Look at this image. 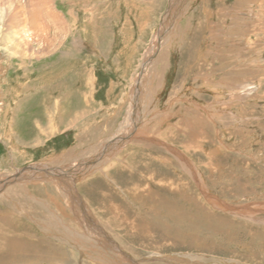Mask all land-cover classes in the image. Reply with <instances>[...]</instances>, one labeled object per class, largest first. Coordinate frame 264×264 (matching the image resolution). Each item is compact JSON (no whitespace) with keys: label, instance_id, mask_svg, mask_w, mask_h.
Returning <instances> with one entry per match:
<instances>
[{"label":"rangeland","instance_id":"rangeland-1","mask_svg":"<svg viewBox=\"0 0 264 264\" xmlns=\"http://www.w3.org/2000/svg\"><path fill=\"white\" fill-rule=\"evenodd\" d=\"M0 11V183L15 178L0 213L32 242L0 264H264V0H0ZM39 165L52 168L12 177Z\"/></svg>","mask_w":264,"mask_h":264},{"label":"bare ground","instance_id":"bare-ground-1","mask_svg":"<svg viewBox=\"0 0 264 264\" xmlns=\"http://www.w3.org/2000/svg\"><path fill=\"white\" fill-rule=\"evenodd\" d=\"M0 13H1V11H0ZM52 16L53 17H56V15L55 14H52ZM53 20H54V18H52ZM263 19V18H262ZM60 20H61V17H59L58 16V19H56V21L57 22H60ZM138 22V21H137ZM174 24V23H173ZM260 27H261V25H260ZM61 29H62V27H61ZM264 29V28H263ZM12 30H14V27L12 26ZM12 30H8V31H12ZM262 31V30H261ZM8 33V32H7ZM171 35V34H170ZM5 37H6V39L8 40V37H7V35L5 34ZM158 37V36H157ZM166 40V39H165ZM158 43L159 42H157L156 44L158 45ZM17 45V44H16ZM8 46H10V45H8ZM8 49H11V48H8ZM154 49V48H153ZM158 50V49H157ZM9 52V51H8ZM64 53V52H63ZM153 55H154V57L157 55V54H154L153 53ZM65 56H68L67 54H65ZM152 56V55H151ZM162 56V55H161ZM153 57V56H152ZM152 57H150V58H148V59H146V62H144L145 63V67L147 66V62L148 61H150V59L152 58ZM152 60H153V58H152ZM163 67V66H162ZM144 69V68H143ZM66 72L68 73V71L66 70V71H64V73L63 74H59V76L60 77H62L63 75H65L66 74ZM84 72V71H83ZM79 74H80V71H79ZM82 77H84V76H82ZM80 75L78 76V78L80 79L79 81H82L83 80V78H82ZM78 81V82H79ZM57 83V82H56ZM80 83H82L84 86H85V90H82V91H79L80 93H82L83 94V96H85L86 97V95L88 94L87 92L90 90V87H91V85H92V79H91V77L89 76L88 77V79L87 80H85V81H83V82H80ZM136 84V83H135ZM55 85V84H54ZM251 86V85H250ZM248 88V87H247ZM87 91V92H86ZM69 92V91H68ZM84 92V93H83ZM70 93V92H69ZM68 93V95L67 96H69L70 94ZM141 93V91L139 92H137L136 94V102L134 103V105H133V112L134 113H136L137 111H138V108H137V106H138V104H137V102H138V100H139V94ZM59 95H61V94H59ZM65 96V95H64ZM88 96V95H87ZM58 98V97H57ZM56 98V99H57ZM66 98V97H65ZM59 99V98H58ZM138 99V100H137ZM90 102V101H89ZM44 106V105H43ZM96 106H98V104H96ZM57 108V107H56ZM84 109V108H83ZM82 109V110H83ZM101 109V108H100ZM43 110H44V108H43ZM99 110V109H98ZM130 110H131V108H130ZM60 110L58 109V111H57V113H56V115H58L60 112H59ZM45 112V111H44ZM83 112V111H82ZM85 112V111H84ZM49 113H51L50 111H49ZM87 112H85V113H83V114H86ZM96 113H98V112H96ZM130 113V115H131V118H132V122H133V120H134V118L136 117L135 115H133V113H132V111H130L129 112ZM128 113V114H129ZM80 114H82V113H80ZM81 115L82 117H84V115ZM127 114V115H128ZM45 115H47V114H45ZM53 115H54V113H53ZM96 115H98V114H96ZM106 115V114H105ZM130 115H129V117H130ZM132 115L134 116V118L132 117ZM51 116V115H50ZM199 116V115H198ZM58 117H59V115H58ZM64 117V116H63ZM77 117V116H76ZM137 117H138V115H137ZM78 118H79V116H78ZM108 118V117H107ZM212 118V117H211ZM52 119V118H51ZM195 119H197V118H195ZM61 118H57V122H61ZM76 120V119H75ZM79 120V119H78ZM199 120H200V118H199ZM48 121H50V119L48 120ZM74 121V120H73ZM100 121V120H99ZM129 121V120H128ZM211 121V120H210ZM54 122H56V121H54ZM102 122V121H101ZM127 122V121H126ZM131 122V121H130ZM47 124V123H46ZM58 123H55V126L57 125ZM100 124V123H99ZM122 124L123 125H125L123 122H122ZM122 124H121V126H122ZM134 124V123H133ZM49 125V124H48ZM129 125V124H128ZM104 126V125H103ZM89 127V126H88ZM128 127V126H127ZM125 128V127H124ZM128 128H130V125H129V127ZM135 128H136V126H135ZM195 128V127H194ZM48 129V128H47ZM46 129V130H47ZM54 129V128H53ZM112 129V128H111ZM55 130V129H54ZM183 131V130H182ZM43 132V131H42ZM196 132V131H195ZM132 133H134V132H132ZM187 133V132H186ZM137 134V133H136ZM182 135V134H181ZM185 135V134H184ZM107 136V135H106ZM171 137L172 138H174L175 140H178V141H180L181 143H182V146L187 150V151H190V147H192L190 144H187L186 142H183V138L182 137H178L177 136V134L174 132L172 135H171ZM107 138V137H106ZM136 138V137H135ZM173 139V140H174ZM129 140V139H128ZM133 140V139H132ZM106 141V140H105ZM79 142V141H78ZM87 145V144H86ZM196 149V148H195ZM185 150V151H186ZM102 154V153H101ZM96 155H98V154H96ZM99 156V155H98ZM181 156V155H180ZM154 157V156H153ZM182 158V160L184 161V162H186L190 167H192L191 166V164L186 160L187 158H185V157H183V156H181ZM153 162V161H152ZM169 162V161H168ZM164 163H166V162H163V164ZM185 163V164H186ZM169 164V163H168ZM153 165V164H152ZM182 166H183V164H181ZM34 166V165H33ZM125 166V165H124ZM154 166H155V161H154ZM187 166V165H186ZM195 166V165H194ZM161 167V166H160ZM38 169L37 170H42L43 171V173H47V170L48 171H50L51 170V168L52 167H47L46 165H44V167H40V165L37 167ZM146 169V168H145ZM192 169V168H191ZM126 170V169H125ZM184 170H185V168H184ZM73 172H70V173H75L74 171L75 170H72ZM128 171V170H127ZM132 171V170H131ZM154 171H158V170H156L155 168H154V170L152 169V166L146 171V173L148 172V174H147V177L149 178H151V180H154L155 179V175H154ZM54 172V171H53ZM35 173V172H34ZM63 173V172H62ZM69 173V174H70ZM118 173V172H117ZM161 173H163L164 174V172H161L160 171V173H158V174H156L158 177H157V179H158V182H159V184L158 185H163L165 182H166V177H163L162 176V174ZM81 174V173H80ZM36 175V174H35ZM78 176H80L79 174H77ZM76 175V176H77ZM55 177H56V175H55ZM130 177V176H129ZM57 178V177H56ZM36 179V178H35ZM179 179V178H178ZM36 180H39V179H36ZM140 180V179H139ZM156 180V179H155ZM4 181H6V182H4ZM14 181H15V178H14ZM13 180H11V179H5V180H3L0 184V192H3L6 188H7V185H10V183H12V182H14ZM171 181V180H170ZM186 181V180H185ZM17 182V181H16ZM23 183H25L24 181H23ZM170 183V182H169ZM3 184V185H2ZM173 184H175V185H177V186H180V185H184V183L182 182V180H179V181H177V178H175V179H173V181H172V183H170V187H172L173 186ZM92 185V184H91ZM90 185V186H91ZM11 186V185H10ZM136 186V185H135ZM134 187V186H133ZM156 187H159V186H156ZM93 188V187H92ZM135 189L136 188H134V191H135ZM153 189V188H152ZM176 189V188H175ZM186 189H188V188H186ZM143 190H146L145 188H143L142 189V192L143 193H145V194H147V191L149 190V188H147V190L146 191H143ZM10 191H12V190H10ZM87 191V190H86ZM153 191V190H152ZM172 191V190H171ZM170 191V192H171ZM91 192V191H90ZM90 192H86L88 195H90V194H92V192L90 193ZM186 192V191H185ZM139 193V192H138ZM141 193V192H140ZM152 193V194H151ZM150 194H149V196L150 197H152L153 196V193L154 192H151ZM195 193V192H194ZM205 193V196L207 195V193L206 192H204ZM185 194V193H184ZM189 194V193H188ZM82 195V194H81ZM1 196V195H0ZM103 196H104V199L106 200V196L103 194ZM208 197H212V195H207ZM3 197V196H2ZM91 197V196H90ZM188 197H190L194 202H195V204H198L199 205V203H198V198L195 196V195H191V194H189L188 195ZM82 198H85V197H82ZM212 199H214V198H212ZM87 200V199H86ZM107 203H106V206H107V209L109 210V211H111L112 209L111 208H113V211L114 210H118V208L116 207V208H114V206L112 205V204H110L109 203V199L107 198ZM92 201V200H91ZM156 201H158L157 199H156ZM187 201V200H186ZM82 202V201H81ZM100 202V200L98 201V202H96V205H95V208L98 210V212H99V206H101L102 208H104V206H102L101 204H103V203H99ZM102 202H104V200H102ZM164 203V202H163ZM204 204V203H203ZM202 204V205H203ZM81 205H82V203H81ZM86 205V204H85ZM93 205H94V203H93ZM104 205V204H103ZM156 206V205H155ZM200 206V209H202L201 207H203V206H201V205H199ZM100 207V208H101ZM207 208V207H206ZM79 209V208H78ZM86 210V209H85ZM84 210V211H85ZM91 210V209H90ZM107 210V211H108ZM202 210H204V211H206V212H208L209 210L208 209H205V208H203ZM74 212V211H73ZM205 212V213H206ZM82 215V214H81ZM88 215V214H87ZM83 216V215H82ZM114 217H115V222H116V224L118 225V227H120V229L121 228H123V225H127V226H132L131 228H136L135 227V225H133V222H132V220L131 219H128V218H119V217H117V215H113ZM12 217H13V219H12ZM15 217V215H10L9 213H7V212H2V213H0V257H1V255H3V254H15L16 252H18V251H23L24 253L25 252H27V251H29L28 249H30V248H32V246H31V243L32 242H30V243H26V241L27 240H25L23 237H21L20 235H19V232L18 231H16L15 230V228H14V226L11 228L10 226H11V224L12 223H14V219H16V218H14ZM78 217V216H77ZM83 219V218H82ZM114 218H112V220H113ZM134 220V219H133ZM114 222V223H115ZM135 222V221H134ZM94 223V222H93ZM63 224V223H62ZM116 224H114V225H116ZM81 225V224H80ZM96 226V225H95ZM94 226V227H95ZM139 226V225H138ZM140 227V226H139ZM96 231V230H95ZM126 231H127V229H126ZM143 234H145L146 236L148 235L149 237L151 236V234H154V237L153 238H155V237H159V235H160V233H157V232H151L150 230H148V229H145V230H143V231H141ZM93 233V232H92ZM132 233V232H131ZM79 234V233H78ZM128 235H129V233H127ZM135 234H136V232L134 233V231H133V233L131 234V235H134L135 236ZM23 235V234H22ZM87 236H89V235H87ZM133 236V237H134ZM140 236V235H139ZM147 236V237H148ZM145 240V239H144ZM35 241V240H34ZM33 241V242H34ZM45 241V240H44ZM43 241V242H44ZM43 242H42V244H43ZM45 243V242H44ZM51 243H53V242H51ZM51 243H49V244H51ZM148 243V242H147ZM34 244H36L35 242H34ZM48 244V243H47ZM52 245V244H51ZM139 245H141V244H139ZM163 245V244H162ZM162 245L160 244V243H156V245L155 246H160V247H162ZM37 247V246H36ZM46 248V247H45ZM44 248V249H45ZM48 248V247H47ZM54 249V248H53ZM162 249V248H161ZM34 250H36V249H34ZM55 250V249H54ZM54 250H52V251H54ZM62 251H63V249H62ZM61 251V252H62ZM31 252V251H30ZM38 252V251H37ZM42 252V251H41ZM50 252V251H49ZM58 252V251H57ZM67 252V251H66ZM65 252V253H66ZM36 253V252H35ZM40 253V252H39ZM34 255V254H33ZM42 255V254H41ZM56 255V254H55ZM19 256V255H18ZM36 256V255H35ZM44 256V255H43ZM47 255H45V257H46ZM33 257V256H32ZM39 257H41V256H39ZM38 257V258H39ZM10 258V257H9ZM36 258H37V256H36ZM54 258V257H53ZM8 259V258H7ZM55 259V258H54ZM62 259V258H61ZM117 259V258H116ZM44 260V259H43ZM50 260V259H49ZM48 260V261H49ZM127 260V259H126ZM118 261V260H117ZM63 263V262H62ZM66 263V262H65ZM70 263H72V262H70ZM73 263H74V261H73ZM72 263V264H73Z\"/></svg>","mask_w":264,"mask_h":264},{"label":"water","instance_id":"water-1","mask_svg":"<svg viewBox=\"0 0 264 264\" xmlns=\"http://www.w3.org/2000/svg\"><path fill=\"white\" fill-rule=\"evenodd\" d=\"M38 169V168H36V167H33V166H26V167H23L22 169H20L14 176H12V177H15V176H17V175H19L21 172H23V171H25V170H30V169Z\"/></svg>","mask_w":264,"mask_h":264},{"label":"crops","instance_id":"crops-1","mask_svg":"<svg viewBox=\"0 0 264 264\" xmlns=\"http://www.w3.org/2000/svg\"><path fill=\"white\" fill-rule=\"evenodd\" d=\"M229 262V261H228Z\"/></svg>","mask_w":264,"mask_h":264}]
</instances>
